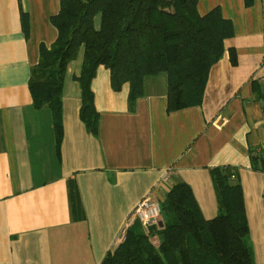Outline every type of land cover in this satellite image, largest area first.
Masks as SVG:
<instances>
[{
    "label": "crops",
    "instance_id": "0c3cea01",
    "mask_svg": "<svg viewBox=\"0 0 264 264\" xmlns=\"http://www.w3.org/2000/svg\"><path fill=\"white\" fill-rule=\"evenodd\" d=\"M215 7L233 35L210 67L200 104L169 111L164 74L146 79L131 109L129 84L114 91L110 71L100 66L91 84L99 112L93 135L80 118L81 50L65 74L58 153L51 110L34 107L29 78L41 46L50 48L58 36L51 18L60 0H0V264H101L141 199L150 195L162 205L179 182L213 218L215 167L235 171L248 221L262 223L264 163L254 167L252 153L264 144V102L253 85L264 91L263 0H197L200 15ZM152 240L159 242L156 233Z\"/></svg>",
    "mask_w": 264,
    "mask_h": 264
},
{
    "label": "trees",
    "instance_id": "16d2710c",
    "mask_svg": "<svg viewBox=\"0 0 264 264\" xmlns=\"http://www.w3.org/2000/svg\"><path fill=\"white\" fill-rule=\"evenodd\" d=\"M252 3L245 0L247 6ZM51 22L58 36L50 48L41 46L29 90L36 109L51 110L58 153L65 74L81 50L82 67L76 76L80 118L88 132L97 135L99 112L91 84L100 66L110 71L114 91L129 84L131 109L145 94L146 79L164 73L168 110H179L202 102L210 67L222 57L224 40L233 35V25L219 7L200 15L197 0H60ZM230 58L235 65L234 48ZM254 83L264 102V91ZM263 155L264 150L252 153L254 167L264 163ZM210 173L219 208L215 217H204L188 183H176L161 205L159 222L147 229L135 222L101 264H255L246 243L249 222L243 189L232 179L236 173L230 167H215ZM69 197L76 209V187H69ZM155 233L157 244L152 240Z\"/></svg>",
    "mask_w": 264,
    "mask_h": 264
},
{
    "label": "built area",
    "instance_id": "2783aa9c",
    "mask_svg": "<svg viewBox=\"0 0 264 264\" xmlns=\"http://www.w3.org/2000/svg\"><path fill=\"white\" fill-rule=\"evenodd\" d=\"M264 150V144L258 148V152H261ZM169 178V172H167L163 179L168 180ZM162 214V206L159 202L152 199L150 195L145 196L141 199V201L138 203L134 211L132 212L131 216L125 224L123 225L122 229L120 230L118 236H117V242L119 243L122 241L125 237L127 229L130 227L132 222L136 219H138L143 228L147 229L152 224H157L161 218Z\"/></svg>",
    "mask_w": 264,
    "mask_h": 264
},
{
    "label": "rangeland",
    "instance_id": "374dc122",
    "mask_svg": "<svg viewBox=\"0 0 264 264\" xmlns=\"http://www.w3.org/2000/svg\"><path fill=\"white\" fill-rule=\"evenodd\" d=\"M164 73L158 74L156 80L158 81ZM249 222V233L246 237V243L250 247L255 264H264V216L262 223H257L256 218H251Z\"/></svg>",
    "mask_w": 264,
    "mask_h": 264
}]
</instances>
